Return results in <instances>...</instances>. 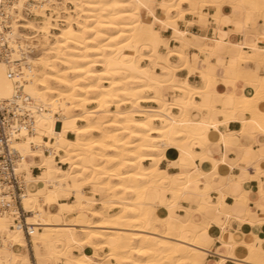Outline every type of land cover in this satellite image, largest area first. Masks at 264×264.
Wrapping results in <instances>:
<instances>
[{
    "label": "bare ground",
    "instance_id": "bare-ground-1",
    "mask_svg": "<svg viewBox=\"0 0 264 264\" xmlns=\"http://www.w3.org/2000/svg\"><path fill=\"white\" fill-rule=\"evenodd\" d=\"M50 1L55 4L52 9L58 13V3ZM68 1L74 8H66L63 24L54 23L55 16L44 13L43 7H37L34 13L41 18L23 16V26L16 27L26 30L21 33L14 28L16 36L13 38L23 46L35 39L43 50L38 55L36 52L35 57V54L26 55L22 60V73L26 79L23 88H28L27 92L24 91L26 102L29 107L37 108V113L34 129L31 132L21 131L12 143L19 153L15 172L24 185L22 205L25 211L30 212L28 224L34 225L30 239L35 258V242H39L41 248L46 244L54 246L61 239L65 245L72 238L79 243L80 231L82 237L91 236L87 247L93 252L106 248L101 256L106 260L111 256L110 264H202L205 256L199 254V245L206 239H203L202 231H196V227L202 228L203 220L218 221L215 211L206 204L200 205L202 220L197 224L194 218L177 219L181 216L178 211L176 217L168 221L167 208L156 207L153 212L148 207L149 202L155 199L156 189L162 187L161 180L169 184L176 181L162 176L164 169H153V161L149 158L152 156L153 141L159 142L161 135V121L152 119L160 107L155 102L154 93L149 91L152 86L142 83L138 73L125 67V64H130L125 57L134 53L124 49L123 55L117 56L120 42L112 39L120 31H130L127 24L132 17L122 15L130 10L109 5L134 0ZM18 4H22V0L15 6ZM120 41H124V37H120ZM12 57L18 59L16 54ZM6 69L7 64L0 62V93L6 89L14 92ZM13 96L7 98L0 95V98L14 100ZM150 102L154 105L142 104ZM103 114L111 118L102 120ZM65 121L69 122V131L60 144L56 164L58 171L42 168L44 160L35 153L43 152L45 158L51 155L48 146L57 143L56 136L65 131ZM76 122L82 124L77 125ZM142 124L156 125L157 130L149 132L148 128L140 127ZM73 127L77 131H73ZM85 128L87 132L83 131ZM68 133H72L74 138L67 137ZM77 135L80 137L78 144ZM68 141L72 143L66 146ZM141 153L145 154L143 159L140 158ZM146 161H149L148 165H145ZM59 163L66 167L59 166ZM35 165L41 169L36 176L31 172V167ZM75 165L91 170L84 173L92 180L91 192L87 194L84 187L89 185H84L81 189L84 197L79 202L75 196L66 194L70 183L73 188L80 187L76 180L82 167ZM169 175L175 176L176 173ZM196 179L193 177V184ZM102 193L101 198L95 197ZM70 197L74 200L66 202L65 199ZM89 197H92L91 202ZM51 205H56L58 215L66 217L70 213H87L88 219L83 223L53 222L51 211L44 216V207ZM108 208L117 211L109 214L106 211ZM94 212L99 215H94ZM221 212L224 210L221 209ZM89 215L94 220H90ZM5 227L8 231L0 230V243L9 251V256L0 257V264H22L28 255L12 248L18 245L26 247L27 244L22 230L15 225L8 212L0 215V229ZM243 246L247 251L243 259L245 263L264 264V250L260 246L251 242ZM86 255L91 256L92 253L86 252Z\"/></svg>",
    "mask_w": 264,
    "mask_h": 264
},
{
    "label": "snow or ice",
    "instance_id": "snow-or-ice-1",
    "mask_svg": "<svg viewBox=\"0 0 264 264\" xmlns=\"http://www.w3.org/2000/svg\"><path fill=\"white\" fill-rule=\"evenodd\" d=\"M109 7L130 10L122 13L132 17L127 24L130 31L112 36L120 42L116 55L122 56L124 49L134 53L125 57L130 60L125 67L138 73L142 83L152 86L149 91L160 105L152 119L161 121V135L159 142L153 141L149 158L153 169H164L161 175L176 181H160L162 187L156 189L149 209L167 208L168 221L179 211L177 219L194 218L199 224L203 211L199 206L208 205L218 221L203 220L202 228L196 227L206 239L199 245V254L215 251L221 257L202 264H242L235 257L228 259L232 256V239L240 232L239 224L251 223L254 228L253 220H245L254 216L264 231V0H134ZM8 11L14 14L11 8ZM16 75L17 84L22 85L24 78ZM0 95L11 98L15 92L6 89ZM140 127L149 132L157 130L156 125ZM64 129L56 136L57 143L49 144L50 156L35 153L44 160L42 168L58 171L57 156L69 131L68 121ZM72 130L77 131L74 127ZM79 141L77 135L76 143ZM144 157L141 153L140 158ZM220 165H226L223 171L228 173L222 178L218 174ZM75 167H82L76 180L80 187L73 188L70 183L66 194L79 202L84 197L83 186L92 185L90 177L84 175L91 170ZM170 172L176 175L170 176ZM193 177H197L195 184ZM88 199L91 202L92 197ZM225 213L228 221L238 222L231 232ZM217 223L219 232L214 235ZM0 230L8 231L6 227ZM90 240L91 236L81 237L78 243L72 238L65 245L61 239L43 248L35 242L36 258L25 257L22 264H110L111 256L106 260L98 252L86 255ZM92 243L95 246V241ZM260 243L264 250V240Z\"/></svg>",
    "mask_w": 264,
    "mask_h": 264
},
{
    "label": "built area",
    "instance_id": "built-area-1",
    "mask_svg": "<svg viewBox=\"0 0 264 264\" xmlns=\"http://www.w3.org/2000/svg\"><path fill=\"white\" fill-rule=\"evenodd\" d=\"M20 0H0V62L7 64L6 76L12 81L15 95L14 100L0 98V215L8 212L20 228L30 244V236L33 233L34 225L28 224L27 216L30 212L25 211L22 205L24 185L19 175L15 172V164L19 153L13 148V141L21 131L31 132L34 129L37 108H31L27 104V95L23 91L25 76L22 73V60L26 55H34L38 51V45L34 39L32 43H25L24 46L17 39L12 24L23 26L24 18H41V15L34 13V9L43 7V12L55 16L56 24H63L66 8L72 7L68 0H55L58 13L52 9L55 4L50 0H22V7L18 10L15 3ZM48 5V6H44ZM11 8L14 14H10ZM20 14V16H18ZM19 32L26 29L16 27ZM13 54L18 59H13ZM13 69L16 70L13 73ZM24 78L22 85L17 84V75ZM19 88V91H15ZM35 167H32L34 169ZM31 169V170H32Z\"/></svg>",
    "mask_w": 264,
    "mask_h": 264
},
{
    "label": "crops",
    "instance_id": "crops-1",
    "mask_svg": "<svg viewBox=\"0 0 264 264\" xmlns=\"http://www.w3.org/2000/svg\"><path fill=\"white\" fill-rule=\"evenodd\" d=\"M147 104H152V103H147ZM72 135H73L72 133H68L67 137L72 138L71 137ZM145 165H148V164L145 163ZM59 166H61V165H59ZM32 167L38 168L39 172L36 169H32ZM32 167H31V169H32L31 172H32V174L34 176H36V175L41 173L40 167H38L36 165L32 166ZM225 168H226V165H220V168L218 170V174L220 175L221 178L228 174L227 172L223 171V169H225ZM230 171H231V169H228V172H230ZM170 173H175V172H170ZM67 199H70L71 201H73L74 197H70V198H67ZM67 199H65V201L66 202H70ZM182 205L185 206L184 204H182ZM44 209H45L44 216H47L48 215V211H51L52 214L54 215L52 217V221L56 222V223H59V224H61L63 222L83 223V222H85L88 219V214L87 213L86 214H81V215H78L77 213H70L69 215H66V217L58 215L57 214L58 208L56 207V205H51L50 207L49 206H45ZM178 213H180V212L178 211ZM224 219H225V222L228 224L229 232H231L233 224L234 223H238V222L234 221V220L233 221H228L226 215L224 216ZM246 219L253 220L254 224H255V227L253 228V224H251V223H241V224H239L240 232H239L238 236H236V237H234L232 239V244H233L234 247L232 246V249H231L232 256L228 257V259H232L233 257H235V259L241 261L242 264H247L243 260L247 256V251L245 250L243 244L246 243V242H251V243H255L256 245L261 247V243L260 242L262 240H264V231H262V229H261V225L259 223V220L256 219L254 216L253 217H247L246 216L245 220ZM218 232H219V226L216 227V231L213 234L214 235L218 234ZM24 239H25L26 244H27L26 247L18 245L16 247H13L12 249H14L18 253L27 254L29 259H33L34 260L35 259V254H34V250H33V247H32L31 239H30V244L28 243V241L25 238V236H24ZM203 239H205L204 234H203ZM218 246L219 245H217V247ZM87 253L90 254V253H93V251L91 252V249L88 248ZM7 256H9V251L7 249L2 248L1 247V243H0V257H7ZM218 257H221V253L212 251L211 255H206L205 256V260H215Z\"/></svg>",
    "mask_w": 264,
    "mask_h": 264
},
{
    "label": "rangeland",
    "instance_id": "rangeland-1",
    "mask_svg": "<svg viewBox=\"0 0 264 264\" xmlns=\"http://www.w3.org/2000/svg\"><path fill=\"white\" fill-rule=\"evenodd\" d=\"M74 8V6H72L70 9H73ZM72 14H74V13H72ZM76 17V15H74V18ZM61 26V25H60ZM50 38V40H53V37L52 36H50L49 37ZM38 45V51H37V55H38V53L40 54L43 50H42V45H39V44H37ZM34 55L33 57H35V56H37V55ZM97 68H100V67H97ZM150 103H152V102H150ZM143 105H146V106H150V105H154L153 103L152 104H147V103H142ZM91 106H94V104L93 105H91ZM112 109H114V107L112 108ZM103 116V119L102 120H108V119H110L111 117L109 116V115H107V114H103L102 115ZM76 124L77 125H81L82 124V122H76ZM72 138H74V136L72 135L71 136ZM44 153L45 154H47L48 152L47 151H44ZM57 160H58V157H57ZM96 162H98V160H96ZM146 164H149V162L147 161V162H145ZM59 165H63V168H65L66 167V165H64V164H59ZM62 167V166H61ZM34 169H36L38 172H39V170H38V168H34ZM84 190H86L85 192L88 194V193H90V191H91V186H86V187H84ZM104 194L102 193V194H99V195H96V198L97 199H99V198H101V196H103ZM68 201H71L70 199H67ZM95 207H98V205H94ZM107 213H109V214H111V213H113V212H115V211H117V209H110V208H108L107 210ZM89 218H90V220H94L92 217H90V215H89ZM79 230V229H78ZM79 236L80 237H82L83 236V233H81L80 231H79ZM106 250V248H103V249H100V250H97L96 252H98V254L99 255H104V251ZM93 251V249H91V252Z\"/></svg>",
    "mask_w": 264,
    "mask_h": 264
}]
</instances>
